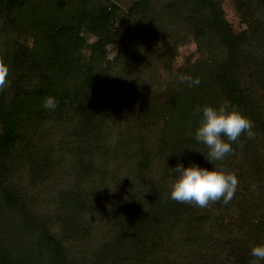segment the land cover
<instances>
[{
	"label": "trees",
	"instance_id": "trees-1",
	"mask_svg": "<svg viewBox=\"0 0 264 264\" xmlns=\"http://www.w3.org/2000/svg\"><path fill=\"white\" fill-rule=\"evenodd\" d=\"M28 1L0 0L10 68L0 91V208L21 239L32 237L35 264H251L252 247L264 244V0H233L249 21L238 33L218 0H135L125 12L79 0L44 27L41 51L1 38L27 29L16 12ZM54 6L62 14L67 2ZM120 13L129 23L114 27ZM190 31L208 54L160 88L157 46L182 35L168 61ZM49 96L54 111L37 105ZM225 102L255 133L217 162L238 177L233 199L206 208L173 201L172 168L214 167L195 131L203 106ZM0 264L34 262L2 247Z\"/></svg>",
	"mask_w": 264,
	"mask_h": 264
},
{
	"label": "clouds",
	"instance_id": "clouds-1",
	"mask_svg": "<svg viewBox=\"0 0 264 264\" xmlns=\"http://www.w3.org/2000/svg\"><path fill=\"white\" fill-rule=\"evenodd\" d=\"M10 68L5 62L4 54L0 53V91L8 86ZM181 83L189 86H198L199 77L179 76ZM57 101L54 97H47L43 107L55 110ZM197 113L201 112L198 107ZM253 123L238 106L228 102L219 107L205 105L202 108V117L195 131V139L208 148L206 158L214 165L211 169L198 164H189L184 167L178 164L173 169L174 176L169 181L170 198L182 204H192L200 208L209 207L218 201L225 205L231 202L238 187L237 175L220 166L217 162L223 161L230 154H234L233 143L246 135L252 139L255 136ZM254 257L251 264L264 261V244H259L251 249Z\"/></svg>",
	"mask_w": 264,
	"mask_h": 264
},
{
	"label": "rangeland",
	"instance_id": "rangeland-1",
	"mask_svg": "<svg viewBox=\"0 0 264 264\" xmlns=\"http://www.w3.org/2000/svg\"><path fill=\"white\" fill-rule=\"evenodd\" d=\"M55 0H29L27 6L23 10L17 11L16 16L21 24L27 26L24 32H12L10 29L6 30V35L1 37L9 42L18 41L27 47H32L34 49H43L44 45V27L51 21L57 19L58 17L66 18L71 15L76 9L79 0H65L67 2V8L65 12L60 14L56 11L54 6ZM114 1L125 10L131 6L135 0H110ZM221 5V10L223 15L230 23L234 32L238 33L249 26V21L245 12L242 8L238 7L233 0H218ZM59 15V16H58ZM64 16V17H63ZM124 14L120 13L119 16L114 21V27L122 26L121 20H123L124 25L129 23V19ZM126 26V25H125ZM83 35L86 37L89 43L95 40V36L86 30L83 31ZM182 39V35L175 37L174 39H168L165 42L159 44L155 51V68L157 70L158 78L157 84L160 88H165L168 84L174 82L177 79L178 72H189L194 64L200 60V58L206 57L208 54V49L199 48L196 43L194 33L189 32L187 39L176 48V52L170 58L166 60L165 56L168 51L174 45L175 41ZM116 52V42L108 45L107 47V58L111 59ZM83 54L86 59L89 57V50L84 49ZM67 81H62V84ZM44 99H41L37 105L41 108L43 107ZM50 131V130H49ZM48 134V133H47ZM53 137L52 135L47 136V138ZM13 216L4 212L0 208V249L3 247L10 253L15 255L17 252H23L28 256V260L32 259L34 264L36 263L35 254L32 253V237L25 236L22 239L18 236L14 227H11L13 222ZM4 254V251L2 250ZM41 262V261H40ZM260 264H264V261H260Z\"/></svg>",
	"mask_w": 264,
	"mask_h": 264
}]
</instances>
